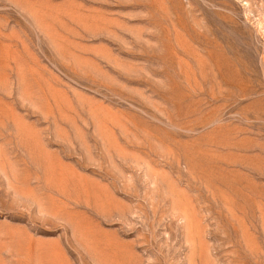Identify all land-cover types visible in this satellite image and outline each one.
I'll use <instances>...</instances> for the list:
<instances>
[{
    "label": "rangeland",
    "instance_id": "374dc122",
    "mask_svg": "<svg viewBox=\"0 0 264 264\" xmlns=\"http://www.w3.org/2000/svg\"><path fill=\"white\" fill-rule=\"evenodd\" d=\"M0 264H264V0H0Z\"/></svg>",
    "mask_w": 264,
    "mask_h": 264
}]
</instances>
